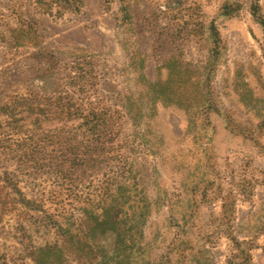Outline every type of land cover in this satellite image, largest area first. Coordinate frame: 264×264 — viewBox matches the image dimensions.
Returning <instances> with one entry per match:
<instances>
[{
  "label": "rangeland",
  "instance_id": "rangeland-1",
  "mask_svg": "<svg viewBox=\"0 0 264 264\" xmlns=\"http://www.w3.org/2000/svg\"><path fill=\"white\" fill-rule=\"evenodd\" d=\"M259 231L264 0H0V264H249Z\"/></svg>",
  "mask_w": 264,
  "mask_h": 264
},
{
  "label": "crops",
  "instance_id": "crops-1",
  "mask_svg": "<svg viewBox=\"0 0 264 264\" xmlns=\"http://www.w3.org/2000/svg\"><path fill=\"white\" fill-rule=\"evenodd\" d=\"M222 207V209H224V205H222L221 206ZM223 211V210H222ZM234 220H236V219H234ZM238 223H241V220H239L238 219V221H237ZM264 237V231L261 233V231H259L257 234H256V236L250 241V242H242L241 243V245H244V246H246V245H248L247 246V253H246V258H247V261H248V263L250 264V262H251V258H250V253H251V251H253V250H258L259 248H261L260 247V245H259V241L261 240V238H263ZM250 243V244H249Z\"/></svg>",
  "mask_w": 264,
  "mask_h": 264
}]
</instances>
